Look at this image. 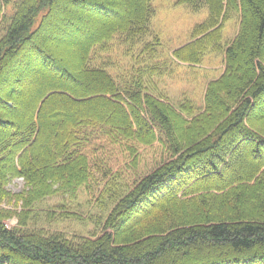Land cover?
I'll list each match as a JSON object with an SVG mask.
<instances>
[{"label": "trees", "instance_id": "16d2710c", "mask_svg": "<svg viewBox=\"0 0 264 264\" xmlns=\"http://www.w3.org/2000/svg\"><path fill=\"white\" fill-rule=\"evenodd\" d=\"M59 1L19 0L5 27L10 1L0 0V264H264V133L254 131L264 129V0H178L208 11L172 54L184 64L220 49L230 12L240 16L225 70L191 120L181 115L193 114L189 102L176 110L93 67V52L116 37L149 35L153 0H124L127 14L106 0H61L57 18ZM81 12L94 16L93 36ZM47 41L76 51L74 75ZM205 113L211 121L199 119ZM113 174L128 192L99 232L69 239L27 229L35 203L80 187L94 199Z\"/></svg>", "mask_w": 264, "mask_h": 264}, {"label": "rangeland", "instance_id": "374dc122", "mask_svg": "<svg viewBox=\"0 0 264 264\" xmlns=\"http://www.w3.org/2000/svg\"><path fill=\"white\" fill-rule=\"evenodd\" d=\"M4 1L2 0L3 5ZM9 1L10 4L5 10L7 20L1 25H5V27L14 13V4L19 0ZM106 1L110 5L111 11L119 12V14L128 13V10L123 7L124 0ZM60 4L61 0L57 3V11L61 7ZM151 6L154 14L148 25L149 35L134 44L126 43L121 36L116 37L104 51L96 50L93 52V67L104 69L120 87L135 86V83L139 82L143 92L159 98L176 110L179 105L189 102L192 105L193 114L179 113L186 120H191L193 117L202 114L206 86L218 79L225 70L223 52L238 34L240 16L230 12V18L222 30L221 48H210L201 57L199 64L191 65L176 60L172 54L192 40L195 27L204 23L208 18L207 8L201 6L194 9L189 5L178 4V0H153ZM107 10L109 9L107 8ZM61 16V12L58 11L57 18ZM80 16L82 26L93 36L96 27V25L94 26V16L84 12H81ZM50 23L51 25L54 24L52 21ZM48 35V31L44 30L42 36L47 37ZM47 45L52 54L59 55V60L62 61V65L67 67L68 74L74 75V71H70V64L76 62V51L68 45L55 44L52 41H47ZM4 94L6 91L0 87V95ZM3 116L8 119L6 114ZM212 117L213 115L205 113L199 119L203 118L204 121L209 122ZM250 122L249 124H252ZM250 128L252 129L249 126ZM263 130L259 123L255 124L254 131L264 133ZM153 144L159 145L153 140L146 147ZM35 150L37 151V149ZM148 152L146 150L144 155ZM153 153L151 150L147 156H153ZM6 161L11 162L8 158ZM9 189L13 193H17L22 189V183L14 181ZM127 192L128 190L122 181L113 174L102 187L100 194L94 199L90 198L82 187L77 189L73 197L64 195L46 198L31 207L32 212L27 222V229L43 230L48 234L61 233L69 239L72 237L84 239L91 237V235L99 232L97 223L107 216L111 205L119 196ZM112 194L116 196L108 199V196H112ZM7 209L10 208L7 207ZM170 210L203 213L202 211L207 209L174 207ZM224 210L225 208L214 211L225 212ZM149 222L151 221L147 223ZM6 224L10 228L14 227L17 224V219H10Z\"/></svg>", "mask_w": 264, "mask_h": 264}]
</instances>
